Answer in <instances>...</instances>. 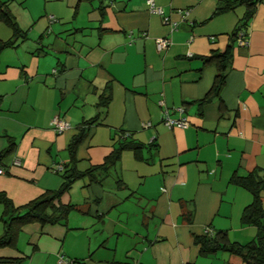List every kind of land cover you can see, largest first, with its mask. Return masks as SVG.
Wrapping results in <instances>:
<instances>
[{
    "label": "crops",
    "instance_id": "crops-1",
    "mask_svg": "<svg viewBox=\"0 0 264 264\" xmlns=\"http://www.w3.org/2000/svg\"><path fill=\"white\" fill-rule=\"evenodd\" d=\"M0 1L20 31L0 28L12 41L0 49V154L13 141L0 191L11 203L58 188L71 138L96 115L74 149L79 170L101 165L118 140L140 145L75 180L54 202L70 205L58 220L20 224L0 264H246L223 248L199 253L198 239L217 232L244 244L259 230L264 246V222H241L252 194L237 182L264 176V0L238 33L245 6L213 14L218 0H152L173 29L146 0H28L13 14ZM227 46L222 84L207 95L212 56ZM164 109L186 127L164 126ZM54 116L68 127L53 130Z\"/></svg>",
    "mask_w": 264,
    "mask_h": 264
},
{
    "label": "trees",
    "instance_id": "trees-1",
    "mask_svg": "<svg viewBox=\"0 0 264 264\" xmlns=\"http://www.w3.org/2000/svg\"><path fill=\"white\" fill-rule=\"evenodd\" d=\"M254 1L256 0H218L213 14L219 13L223 10L232 9L237 4H243L245 6V12L233 29V32L238 33L239 31L244 29L246 21L248 20L252 12L251 10L254 5ZM98 2H101V0H98ZM99 8H102V5H100ZM48 17L50 20H52L51 15H49ZM0 20L12 30L13 34L20 32L5 3L1 1ZM11 44L12 41L9 39L0 41V49ZM229 53L230 47L227 46L222 52H217L212 56L216 58L215 65L217 72L215 74L211 89L209 90L207 95L212 91L216 92L220 88L223 80V71L226 63V58L229 57ZM209 60H211V56L206 57L205 59V61ZM99 104L105 105L106 101L100 100ZM97 116L98 115L83 122V124L79 127V132L77 133V135L71 138L67 146V150L71 156L69 160L70 164L67 168H62V181L60 182L57 189L50 192H44L20 206H14L6 197V195L0 191V203L3 206L0 219L4 228V231L0 236V246L12 244L16 229L20 224L24 222H53L61 218L64 212H66L70 208V205H57L54 204V202H56V200L63 192L67 191L70 188L71 184L75 180L84 176H86L87 179H90L91 181L94 180L93 172L99 170H103L104 172L108 171L109 168L112 167L117 161L120 151L125 148L132 149L134 153L137 152L140 145L136 142H125L123 141L124 139H122L121 141L118 140L116 146L110 152L109 156L105 158V161L101 165L90 166L84 170H79L76 167L77 161L73 157L74 149L80 142L84 134V130L86 129L85 127L88 128V126L94 125L99 121V119H97ZM12 146L13 141L10 140L7 147L1 153L4 154L8 152ZM2 154H0V156ZM237 182L245 186L252 194L251 203L243 209L241 222L244 224H253L256 227H261L262 223L264 222V206L262 205L260 199L261 196L264 197V194L261 195V192L264 191V176L257 175L256 173H250L247 177H244L242 180H239ZM223 234L224 232H217L214 236H206L203 234L202 237L198 239L199 253H206L217 248H223L228 252L239 255L246 264H264V246L259 230L256 232V235L252 240L244 244H239L234 241L225 242V240L223 239Z\"/></svg>",
    "mask_w": 264,
    "mask_h": 264
},
{
    "label": "built area",
    "instance_id": "built-area-1",
    "mask_svg": "<svg viewBox=\"0 0 264 264\" xmlns=\"http://www.w3.org/2000/svg\"><path fill=\"white\" fill-rule=\"evenodd\" d=\"M147 6H148V10L150 12L153 13H157L161 16V22L164 24H170L171 28L173 29L175 26V22H169L168 18L166 16L162 15L161 9L157 6L154 5L152 0H146ZM238 44H245L246 42L244 41L243 37H242V33L240 32L239 37L237 39ZM155 43V48L156 50H160L164 47L167 46V44L169 43V40L167 38H157L154 40ZM177 111L181 112L182 108L178 107L176 108ZM161 121L162 123L166 126V127H176V128H184L187 125V121L185 119V117H179V118H172L168 115L167 111L164 109L162 111V115H161ZM50 126L53 128V130H55L56 132H60L62 130H64L65 128L68 127V124L61 120L59 117L54 116L50 119ZM2 172V169L0 168V173ZM58 263L59 264H64L65 260L64 258H62L61 256L58 259Z\"/></svg>",
    "mask_w": 264,
    "mask_h": 264
},
{
    "label": "rangeland",
    "instance_id": "rangeland-1",
    "mask_svg": "<svg viewBox=\"0 0 264 264\" xmlns=\"http://www.w3.org/2000/svg\"><path fill=\"white\" fill-rule=\"evenodd\" d=\"M27 8H28V0H12L11 1V3H10V11H11V13H12V11L13 12H19V11H23V12H25V10H27ZM13 14V13H12ZM38 23H35V25H37ZM6 26V27H5ZM8 26L4 23V22H2L1 20H0V28H1V32H2V30H3V28H7ZM4 30H6V29H4ZM33 33V32H32ZM32 35H35L34 37H36L37 36V34H32ZM30 36H28V38H29ZM29 39H31V38H29ZM28 39V40H29ZM31 41V40H30Z\"/></svg>",
    "mask_w": 264,
    "mask_h": 264
}]
</instances>
